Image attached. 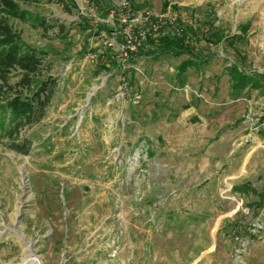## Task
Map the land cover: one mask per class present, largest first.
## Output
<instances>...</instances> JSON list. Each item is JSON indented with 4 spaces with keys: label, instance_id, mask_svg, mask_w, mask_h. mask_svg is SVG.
<instances>
[{
    "label": "rangeland",
    "instance_id": "1",
    "mask_svg": "<svg viewBox=\"0 0 264 264\" xmlns=\"http://www.w3.org/2000/svg\"><path fill=\"white\" fill-rule=\"evenodd\" d=\"M72 2L9 17L57 83L14 140L28 152L0 138V264H23L27 245L36 264H264V0H139L185 26L203 60L182 72L191 51L129 62L112 31L82 53L79 17L103 24L116 0ZM91 48L112 51L110 70ZM233 67L260 86L235 88Z\"/></svg>",
    "mask_w": 264,
    "mask_h": 264
},
{
    "label": "trees",
    "instance_id": "2",
    "mask_svg": "<svg viewBox=\"0 0 264 264\" xmlns=\"http://www.w3.org/2000/svg\"><path fill=\"white\" fill-rule=\"evenodd\" d=\"M20 1L29 0H0V138L7 136L13 141L18 140L22 129L31 127L45 116L57 83L55 77L44 76L45 70L48 69L45 66L46 51L27 45L9 22L10 16L25 18L23 10H20ZM58 2L67 6L73 4L72 0H58ZM110 9H106L104 13L106 17ZM79 18L83 20L81 28L84 32L80 51L85 53L90 49L89 40L91 37L103 34L102 31L109 33L111 29L105 23L93 26L87 23L85 18ZM40 24H44V20H41ZM213 29L212 34L218 28ZM101 36H106V34ZM185 40L186 34L184 37L158 34L150 38L144 47L136 53H131L127 60L130 62L137 56L144 57L152 54L182 55L188 53L192 49L189 48ZM91 50L96 54L97 62L101 60V56L106 57V64L100 65V67L110 70L111 65L115 63V59L110 55L112 51L106 48L100 54L98 53L99 49L91 48ZM192 52L189 53L190 58L180 65V72L190 66L200 68L202 56L193 55ZM231 72L235 81L234 86L237 89L244 88L249 84L254 87L260 86L259 79L248 75L238 67H233ZM14 75L19 79L15 83H11ZM12 147L18 151L28 152L30 140L23 137L20 142L14 141ZM236 189L242 190L243 187L236 186Z\"/></svg>",
    "mask_w": 264,
    "mask_h": 264
},
{
    "label": "built area",
    "instance_id": "3",
    "mask_svg": "<svg viewBox=\"0 0 264 264\" xmlns=\"http://www.w3.org/2000/svg\"><path fill=\"white\" fill-rule=\"evenodd\" d=\"M138 3L139 0H116L115 6L110 9L104 20L105 24L113 27L111 30L113 34L121 36L122 40L119 43L110 38L107 44L122 54L124 60H127L131 53L143 48L150 38L158 34L183 37L185 33V26L171 10V6L164 11H156L149 7L140 11L137 9ZM88 57L94 61L96 54L90 52ZM122 80L124 89H127L125 78Z\"/></svg>",
    "mask_w": 264,
    "mask_h": 264
},
{
    "label": "bare ground",
    "instance_id": "4",
    "mask_svg": "<svg viewBox=\"0 0 264 264\" xmlns=\"http://www.w3.org/2000/svg\"><path fill=\"white\" fill-rule=\"evenodd\" d=\"M26 249L28 254L23 264H36L38 260H36L37 258L32 255L31 248L29 247V245H27Z\"/></svg>",
    "mask_w": 264,
    "mask_h": 264
},
{
    "label": "water",
    "instance_id": "5",
    "mask_svg": "<svg viewBox=\"0 0 264 264\" xmlns=\"http://www.w3.org/2000/svg\"><path fill=\"white\" fill-rule=\"evenodd\" d=\"M34 254V253H33Z\"/></svg>",
    "mask_w": 264,
    "mask_h": 264
}]
</instances>
